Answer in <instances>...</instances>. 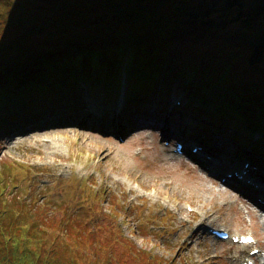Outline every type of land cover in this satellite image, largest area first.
Listing matches in <instances>:
<instances>
[{
    "label": "trees",
    "instance_id": "16d2710c",
    "mask_svg": "<svg viewBox=\"0 0 264 264\" xmlns=\"http://www.w3.org/2000/svg\"><path fill=\"white\" fill-rule=\"evenodd\" d=\"M123 76L127 127L134 112L157 101L165 113L184 91L206 139L210 120L227 139L237 125L264 132V0H0V135H24L50 113L83 120L87 99L106 110L97 107ZM252 147L263 161L264 139ZM1 201L0 264L59 262L35 245L48 244L52 228L37 219H49L18 198Z\"/></svg>",
    "mask_w": 264,
    "mask_h": 264
},
{
    "label": "rangeland",
    "instance_id": "374dc122",
    "mask_svg": "<svg viewBox=\"0 0 264 264\" xmlns=\"http://www.w3.org/2000/svg\"><path fill=\"white\" fill-rule=\"evenodd\" d=\"M121 82L115 99L97 108L118 102L128 80L123 76ZM172 97H181V91ZM149 108L153 113V105ZM187 115L178 134L164 136L152 124L131 133L123 124L115 131L94 117L90 121L97 127L83 125L86 115L82 124L51 113L22 136L0 135V201L18 198L49 219H37L52 228L48 244L37 240L35 245L45 258L50 255L43 249L57 252L60 261L53 264H139L143 256L146 264H242L254 249L262 250L256 264H264V215L254 210L263 199L258 201L252 184L248 190L244 182L229 183L239 179L236 172L200 166L193 149L217 141L199 144ZM179 140L187 144L188 157L172 152ZM170 141L171 148L165 145ZM222 145L217 152L235 163ZM211 231L252 235L256 244L236 253L239 245L215 240Z\"/></svg>",
    "mask_w": 264,
    "mask_h": 264
},
{
    "label": "bare ground",
    "instance_id": "6f19581e",
    "mask_svg": "<svg viewBox=\"0 0 264 264\" xmlns=\"http://www.w3.org/2000/svg\"><path fill=\"white\" fill-rule=\"evenodd\" d=\"M156 102L154 103L155 105H153V108H152L153 113H151L149 109H147V111L139 110V111L134 112V114L130 116L129 118L130 120H128L127 129L131 130V129H134L135 127L136 128L142 127L145 124H152L151 125L152 127H155V126L158 127L157 131L161 132L162 136L169 134V133H175V131H179L180 130L179 123L182 120L183 114H186L184 107H185V103L187 104V102L183 99L180 105L173 103L171 104V107L169 105L170 108L165 113L164 111H162L161 107H159V103H156ZM124 110H125V99L124 98L119 100L110 111L95 110L89 104L84 113L86 115V120L83 122L84 124L83 123L82 124L85 126L88 125L90 123L89 119L92 117L96 118V120L98 121L101 118H104L106 119L104 120V123L105 124L107 123L105 126H108L111 129L116 131L121 127L120 116L124 112ZM174 112L175 113L178 112L179 118L181 119L177 118L173 122H171L169 115L170 113H174ZM222 127H221V124H219L216 121H213V122H211V120L209 121V132L211 135L215 136L216 134H219L216 132L218 131V129ZM239 127L242 129L243 132H238ZM236 131L238 132L236 133L237 134L236 139H227V135L215 136L216 138H213L214 140L217 141L215 143V147L212 148V147L206 146V148H204L203 151L196 157L199 158L201 167L207 170H209L210 168L212 170L213 166L211 165L214 164L216 168H218L217 166H224L223 168H227L230 171L239 172L240 176L243 177V180L233 178L232 180H228L229 183H234V182L247 183L249 181H252L256 185V188L258 190V196H259L258 201L259 199H263L264 201V183L258 182L256 179H252L253 174L256 171L255 168H257V171H260L263 168L257 162L252 161V152L254 150L252 146L260 144L262 137L260 135L259 136L258 135L257 136L246 135L247 133L242 128V125H239V126L237 125ZM175 134H178V133H175ZM246 136L248 137L246 138ZM221 138H224L225 141ZM222 144H224L226 147L229 148L228 152L231 153V155H233V157L236 159L235 163L228 162L230 157L228 158L226 155L220 154L217 152L216 145L223 148ZM218 155H221V156L218 157ZM218 158L221 160H224L225 164L223 162H218ZM242 161H244L245 163H249L250 165L247 168H243L240 170L242 166L238 167V165ZM259 205L264 207L263 203L261 204L259 203ZM254 210L255 212H258V213L260 212L259 209H254ZM261 225H262V231L264 232V223H262ZM201 226L202 225H200L199 227ZM248 247L249 245H240L238 246V248H236V253H240Z\"/></svg>",
    "mask_w": 264,
    "mask_h": 264
},
{
    "label": "snow or ice",
    "instance_id": "6c2138e0",
    "mask_svg": "<svg viewBox=\"0 0 264 264\" xmlns=\"http://www.w3.org/2000/svg\"><path fill=\"white\" fill-rule=\"evenodd\" d=\"M247 242H251V237H248V241Z\"/></svg>",
    "mask_w": 264,
    "mask_h": 264
}]
</instances>
